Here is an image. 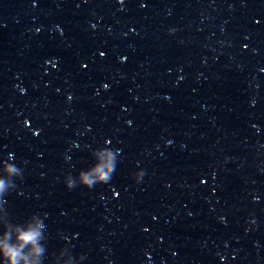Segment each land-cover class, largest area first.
<instances>
[{
    "label": "clouds",
    "instance_id": "obj_1",
    "mask_svg": "<svg viewBox=\"0 0 264 264\" xmlns=\"http://www.w3.org/2000/svg\"><path fill=\"white\" fill-rule=\"evenodd\" d=\"M99 179L101 180V182H103L105 178L103 175H100ZM84 180H85V183L88 185V187H91V182L89 181L87 176L84 177ZM36 235L37 234L35 232H30L28 234L23 235L22 239L25 242H32L34 241ZM6 255L9 256L11 260V264H17V259L19 257V253L17 250L7 249Z\"/></svg>",
    "mask_w": 264,
    "mask_h": 264
}]
</instances>
